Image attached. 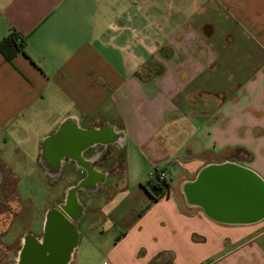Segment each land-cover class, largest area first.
<instances>
[{
    "label": "crops",
    "instance_id": "1",
    "mask_svg": "<svg viewBox=\"0 0 264 264\" xmlns=\"http://www.w3.org/2000/svg\"><path fill=\"white\" fill-rule=\"evenodd\" d=\"M12 32L25 47L0 52L3 153L33 130L38 162L68 121L115 135L111 176L75 200L66 264H264V0H0V41ZM155 169L171 184L158 200ZM55 200L42 233L2 240L0 264H22L29 233L42 245ZM26 201L10 199L18 219Z\"/></svg>",
    "mask_w": 264,
    "mask_h": 264
},
{
    "label": "flooded vegetation",
    "instance_id": "2",
    "mask_svg": "<svg viewBox=\"0 0 264 264\" xmlns=\"http://www.w3.org/2000/svg\"><path fill=\"white\" fill-rule=\"evenodd\" d=\"M73 124L68 121L66 125H63L58 129L47 141V144L43 147L42 157L37 163L43 169L45 176L50 180L53 185H59V190L56 192V197L61 199L66 197L67 201L64 206H56L48 209L46 218V229L43 234L42 245L38 243L36 237L32 234L27 235V246L24 249L27 254L31 245L35 250L38 248H44L49 255L52 254L53 249L57 244L51 243V233L58 227L57 220L61 216L68 222H70L75 228L78 222L79 207L75 200L80 191L89 192L90 194L96 192V187H93V181H104L111 176L114 169L111 168V163H107L108 156L111 155V127L110 125H104L99 128L90 127L87 131H97L98 137L94 142L74 141L72 137ZM95 147V151L90 155L91 159L87 160L82 154L86 150H91ZM7 164V163H6ZM0 160V223L4 221L2 217L10 213L11 210L14 215L19 213L18 208L11 209L10 199L18 200L21 195L18 191V184L20 182L12 166H7ZM103 165L102 170L96 169L95 165ZM73 165V166H70ZM68 169L71 172L68 177L70 178L69 184H62L63 177L67 175ZM81 169L84 171H81ZM98 190V189H97ZM101 190V188H100ZM29 203H31L29 199ZM8 205L10 208H8ZM69 213L72 219L68 218L66 214ZM3 227V226H1ZM59 236L58 241L63 242L62 245H66L71 240L70 234ZM24 251V252H25ZM34 253V252H33ZM34 264V263H26ZM45 264H53L52 261H48Z\"/></svg>",
    "mask_w": 264,
    "mask_h": 264
},
{
    "label": "rangeland",
    "instance_id": "3",
    "mask_svg": "<svg viewBox=\"0 0 264 264\" xmlns=\"http://www.w3.org/2000/svg\"><path fill=\"white\" fill-rule=\"evenodd\" d=\"M0 133V145L3 143V137ZM10 137L11 143L5 146L7 153H3L0 147V154H7L11 160L13 157L19 158L24 161L6 162L7 166H12L14 174L19 177L20 182L18 184V191L23 198L30 199L23 204L21 219L19 216H14V218L5 214L2 219L4 221L0 223V258H8L11 254L8 250H14L13 246L2 245V240L16 244L24 232L31 229L35 233H42V221L45 216V210L47 206L51 205L56 200V192L59 190V185H53L50 180L45 176L43 169L38 165V163L33 160L36 149L38 147L39 136L34 133L33 130H29L24 136H15V138ZM14 146L26 147L27 151H16L13 152ZM17 163V164H16ZM30 164V167L28 166ZM28 164V165H27ZM8 208L9 205H8ZM30 208L31 216H28V211ZM3 226V227H1ZM8 229V230H7ZM12 244V245H13Z\"/></svg>",
    "mask_w": 264,
    "mask_h": 264
},
{
    "label": "water",
    "instance_id": "4",
    "mask_svg": "<svg viewBox=\"0 0 264 264\" xmlns=\"http://www.w3.org/2000/svg\"><path fill=\"white\" fill-rule=\"evenodd\" d=\"M97 131H83L76 127L72 130V137L74 141L80 140L84 142H91L98 137ZM115 135L111 132V139ZM258 186V204L260 205V217H264V181L260 177H256ZM58 227L51 233V243L60 244L59 236L64 234L68 236L70 234L71 240L64 246H58L54 249L51 255L44 248H38L34 253L27 254L25 251L22 255V264L34 263V264H45L48 261H52L53 264H66L73 246L77 240L76 228L63 217L59 216L57 220ZM62 244V243H61Z\"/></svg>",
    "mask_w": 264,
    "mask_h": 264
},
{
    "label": "trees",
    "instance_id": "5",
    "mask_svg": "<svg viewBox=\"0 0 264 264\" xmlns=\"http://www.w3.org/2000/svg\"><path fill=\"white\" fill-rule=\"evenodd\" d=\"M18 39L19 35L16 32H12L0 41V52L8 61H11L18 53L24 50V41H19ZM143 186L147 189L153 200H158L162 196L169 195L171 188L170 181L160 179L157 171L153 172V176Z\"/></svg>",
    "mask_w": 264,
    "mask_h": 264
},
{
    "label": "built area",
    "instance_id": "6",
    "mask_svg": "<svg viewBox=\"0 0 264 264\" xmlns=\"http://www.w3.org/2000/svg\"><path fill=\"white\" fill-rule=\"evenodd\" d=\"M18 40L19 41H22V38L19 37ZM155 171H157V174L159 175L160 179H166V180H168V173L166 172V170H164V169H155Z\"/></svg>",
    "mask_w": 264,
    "mask_h": 264
}]
</instances>
